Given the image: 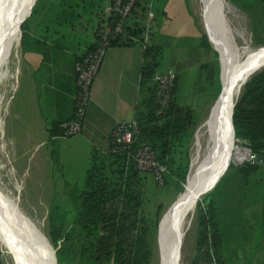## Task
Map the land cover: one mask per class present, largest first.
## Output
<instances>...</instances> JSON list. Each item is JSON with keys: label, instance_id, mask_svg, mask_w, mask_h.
I'll return each mask as SVG.
<instances>
[{"label": "crops", "instance_id": "0c3cea01", "mask_svg": "<svg viewBox=\"0 0 264 264\" xmlns=\"http://www.w3.org/2000/svg\"><path fill=\"white\" fill-rule=\"evenodd\" d=\"M111 1L35 0L20 24L17 83L1 136L15 150L18 161L25 164V177L36 180L37 187H56L45 182L51 178L49 163H56V158L66 155L90 163L93 154L108 152L114 126L135 117L143 50L148 43L143 44L142 38H127L130 42H116L105 53L81 132L67 138L57 135L59 122L70 118L74 110V61L94 47ZM157 3L159 0L154 2L156 11L152 1L145 10L153 12V44L162 48L170 45L168 51L174 53L168 56L165 67L177 74L174 100L191 107L197 116V109L203 107L206 112L213 100L209 89L213 81L215 88L218 82L216 50L204 42L191 0ZM140 19L133 12L127 26L140 23L144 28L147 16ZM31 163H35L33 168L28 165ZM262 181L264 172L259 170L248 177L228 170L217 181L213 220L220 234L222 264H264V228L263 237L251 230L257 219L264 224V199H256L247 190L248 182Z\"/></svg>", "mask_w": 264, "mask_h": 264}, {"label": "trees", "instance_id": "16d2710c", "mask_svg": "<svg viewBox=\"0 0 264 264\" xmlns=\"http://www.w3.org/2000/svg\"><path fill=\"white\" fill-rule=\"evenodd\" d=\"M139 1H152L154 11L158 9L154 5L157 0H138L135 6ZM163 1L159 0V3ZM145 10V6H142L137 12L134 8L133 12L142 20ZM143 29L140 23H134L126 27V34L142 38ZM128 42L124 40L120 43ZM204 42L207 43V40L204 39ZM160 56V46L145 45L140 98L135 107L134 119L138 129L135 144H150L169 174L183 181L185 167L181 166V158L196 117L191 107L175 102V86L171 101L157 113L153 77L158 70ZM232 123L235 138L264 158V67L254 72L242 85L233 107ZM258 170L264 172L263 167L244 162L239 167H231L229 171H237L248 177ZM143 177L145 175L137 171L130 154L127 151L112 152L111 144L108 152L91 156L86 181L78 196L79 207L71 218V224L58 223L53 227L52 240L56 242L57 264L150 263L155 233L150 231L149 220L143 213ZM217 184L196 203V252L190 264H222L220 234L213 220V199L207 198L209 193L215 191ZM203 200L205 203L201 205ZM53 217L50 220L54 225V221L59 219Z\"/></svg>", "mask_w": 264, "mask_h": 264}, {"label": "rangeland", "instance_id": "374dc122", "mask_svg": "<svg viewBox=\"0 0 264 264\" xmlns=\"http://www.w3.org/2000/svg\"><path fill=\"white\" fill-rule=\"evenodd\" d=\"M227 3L234 6L236 13H230V9L227 7ZM203 5V10H202ZM199 0H191V6L196 16V20L202 32V36L212 49H216L210 37L209 24L206 19L208 10L206 4H203ZM142 6L147 8V3H138L135 6L136 9H141ZM223 12L226 18V22L229 29V37L232 43L233 51H238V59L240 61H246L248 58L255 57L259 50L264 48V0H223ZM206 13V14H205ZM143 16H147V11ZM151 23L147 28V43L153 44L152 30L150 29ZM144 34V29H143ZM167 47H161V56L159 58L158 71L162 72L167 70L165 64L169 62L168 56L173 51H168ZM177 50V49H176ZM175 50V52H176ZM180 50H177V52ZM176 52V53H177ZM213 54L214 51H212ZM218 58V83L215 88L216 82L213 81L210 87V96L212 100L210 108L212 107L215 99L217 98L221 90L220 72L221 67L219 63V52L216 51ZM256 54V55H255ZM172 56V55H171ZM263 68V67H262ZM260 68V69H262ZM259 69V70H260ZM18 76V48H14L9 55H3L0 57V136L2 130V123L5 118L8 103L11 99L13 91L16 87ZM207 91V90H206ZM240 93V91H239ZM237 95V98L239 96ZM201 107V106H200ZM209 108V110H210ZM209 110L204 112V108L197 109L196 122L193 132L185 143L184 156H182V167H185V174L183 181L175 178L169 174L168 168L164 175V182L157 184L153 181L152 177L148 174H144V190L145 201L143 205V213L149 220L150 231L155 233L152 240V257L149 264H168V256L170 254L169 239L167 236L166 222L170 215L171 207L179 194L183 191L186 185V176L189 175L188 171L191 165V151L196 139V133L198 127L203 128L209 118ZM203 129H200L202 131ZM3 136V135H2ZM0 137V180L4 187L10 191L14 200H18L19 209L24 213L30 221H32L38 229L46 236L49 243L55 248V243L52 240L53 227L58 223H64L65 225L71 224V218L79 207V194L83 189L87 170L90 163L81 162L79 157H71L63 155L60 159L56 158V163H49L50 179L45 182L55 183V188L49 186L37 187L36 180L30 176L28 178L23 174L25 171V164L18 161V156L15 154V150L7 146V142L3 137ZM235 149L232 155L233 160L230 161L226 171L231 167H239L243 163L240 160L237 162L241 152H244L245 145L239 139H234ZM5 145V146H4ZM242 149V150H241ZM186 153V154H185ZM246 153V152H244ZM192 152V159H193ZM178 157V155H176ZM21 160V159H20ZM55 160V159H54ZM184 160V161H183ZM186 161V163H185ZM228 159L226 160V162ZM235 161V162H233ZM226 162L224 165H226ZM35 163L28 164L32 168ZM223 165V166H224ZM48 168H45V172ZM228 180V177L226 178ZM59 184V185H58ZM247 190H251L256 196V199H264V181L260 183L252 184L248 182ZM184 186V187H183ZM209 192V191H208ZM207 192V193H208ZM206 193L201 196H205ZM200 196L199 200L202 199ZM216 191L209 193L207 198H214ZM205 201L201 202L203 205ZM196 211V212H195ZM257 213V212H256ZM55 216V217H53ZM194 216V217H193ZM58 218L59 221H54L50 218ZM197 208L191 215L188 234L187 231L183 237L180 248V264H190L195 252H196V236H197ZM254 217H251V224ZM264 224L257 219L255 226L251 230H255V234L263 237ZM59 241H57V244ZM172 254V253H171ZM0 261L1 264H15L13 256L10 254L9 247L5 245L0 237Z\"/></svg>", "mask_w": 264, "mask_h": 264}, {"label": "bare ground", "instance_id": "6f19581e", "mask_svg": "<svg viewBox=\"0 0 264 264\" xmlns=\"http://www.w3.org/2000/svg\"><path fill=\"white\" fill-rule=\"evenodd\" d=\"M33 1L0 0V57L9 55L14 48H18L21 20L28 14ZM203 1L207 9L208 0H199L201 5ZM211 1L214 2L213 6H216L214 15L205 14L210 25L209 32L212 44L220 55L223 94L216 104L212 105L205 126L199 128L196 133L186 185L183 186V191L173 203L166 222V234L169 236V249L171 250L168 256V264H180L178 250L179 247L181 248L186 231L188 234L187 229H189L196 201L200 197V191L211 185L226 165L230 164L235 149L230 113L232 104L239 93L240 83L252 71L264 65V48L260 49L255 57L251 56L246 61L242 62L238 59L239 50L234 52L232 49L229 37L230 28L223 12V0ZM226 5L230 9V13H236L233 5L230 3ZM200 129L203 130L200 131ZM192 152L194 154L193 159ZM244 152H241L237 161L243 160L246 154ZM225 162L226 165H224ZM0 237L3 243L9 247L15 264L54 263L53 246L50 245L42 231L22 213L19 209L18 200L13 199L10 191L4 187L1 180Z\"/></svg>", "mask_w": 264, "mask_h": 264}, {"label": "built area", "instance_id": "2783aa9c", "mask_svg": "<svg viewBox=\"0 0 264 264\" xmlns=\"http://www.w3.org/2000/svg\"><path fill=\"white\" fill-rule=\"evenodd\" d=\"M138 0H112L107 19L103 24L95 45L84 55L74 61V72L76 78V93L74 95V110L70 118L59 122L58 136L67 138L79 134L82 130L87 107L91 100L93 82L99 72L107 49L116 42L139 40L140 38L126 34L127 21L132 15L135 4ZM153 12L147 10V24L144 27V34L141 39L143 44L147 42V28ZM177 74L169 68L162 72L155 73L153 79L156 83L157 113L166 108L172 99ZM138 134L137 122L135 119L118 122L110 133L111 151H127L134 161L135 168L141 174H148L157 184L164 182L166 172L165 164L161 163L155 150L150 144H135ZM246 154L242 163L258 165L264 168V158L256 155L245 145Z\"/></svg>", "mask_w": 264, "mask_h": 264}, {"label": "water", "instance_id": "95a60500", "mask_svg": "<svg viewBox=\"0 0 264 264\" xmlns=\"http://www.w3.org/2000/svg\"><path fill=\"white\" fill-rule=\"evenodd\" d=\"M35 2V0L33 1V3ZM33 3H32V5H33ZM213 4H214V2H212L211 0H208L207 1V10H208V13L209 14H211V15H214L213 14V12L216 10V6L214 7L213 6ZM32 5L30 6V9H29V12H28V14L30 13V10H31V7H32ZM27 14V15H28ZM26 15V16H27ZM26 16L21 20V22L26 18ZM215 18V17H214ZM216 50V49H215ZM217 51V50H216ZM219 63H220V67H221V60H220V57H219ZM262 67H264V65H262L261 67H259L258 69H256V70H254V71H252L251 73H250V75L249 76H247L243 81H241V83H240V88H239V90H238V92L240 91V89H241V87H242V85L245 83V81L254 73V72H256V71H258L260 68H262ZM219 78H220V82H221V90H220V92H219V94H218V96H217V98L215 99V101H214V103H213V106L216 104V102L218 101V99L222 96V94H223V83H222V79H221V72H220V76H219ZM236 101H237V96H236V98H235V100H234V102H233V104H232V109H231V113H230V123H231V128H232V136H233V140L235 139V136H234V127H233V123H232V112H233V107H234V105H235V103H236ZM211 110H212V107H211V109H210V112H211ZM204 123H202L201 125H203ZM200 125V126H201ZM200 126L198 127V129L200 128ZM197 129V130H198ZM244 148V147H243ZM233 160V159H232ZM233 162H235V161H233ZM237 162H239V161H237ZM229 164V163H228ZM228 164L226 165V167H225V169L217 176V178L211 183V185H209L208 187H205V188H203L201 191H200V196L202 195V194H204V193H207L208 191H210L213 187H214V185L217 183V181L219 180V178L223 175V173L226 171V168L228 167ZM189 171H190V168H189ZM189 171H188V173H189ZM187 177H188V174H187V176H186V179H185V181L187 180ZM200 198V197H199ZM199 200V199H198ZM197 200V201H198ZM197 201H196V203H197ZM195 207H196V204H195ZM56 249L57 248H53L52 249V253H53V259H54V263L53 264H57V260H56V255H55V252H56ZM179 254H180V247H179V250H178V258H179Z\"/></svg>", "mask_w": 264, "mask_h": 264}]
</instances>
